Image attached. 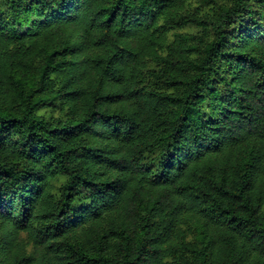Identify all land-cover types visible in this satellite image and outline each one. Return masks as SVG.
I'll list each match as a JSON object with an SVG mask.
<instances>
[{
  "label": "trees",
  "instance_id": "trees-1",
  "mask_svg": "<svg viewBox=\"0 0 264 264\" xmlns=\"http://www.w3.org/2000/svg\"><path fill=\"white\" fill-rule=\"evenodd\" d=\"M0 264H264V0H0Z\"/></svg>",
  "mask_w": 264,
  "mask_h": 264
}]
</instances>
